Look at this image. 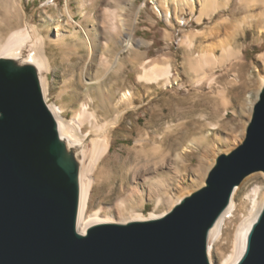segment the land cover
<instances>
[{"label": "rangeland", "instance_id": "rangeland-1", "mask_svg": "<svg viewBox=\"0 0 264 264\" xmlns=\"http://www.w3.org/2000/svg\"><path fill=\"white\" fill-rule=\"evenodd\" d=\"M48 1L23 0L25 16L18 23L4 28L3 33L5 35L12 28L29 27L31 24L38 29V34L46 41L44 55L49 64L48 71H42V76L47 74L49 83L46 101L61 107L63 118L70 120L73 111L87 96L92 98L90 110L95 112L100 124L117 118L111 133L110 152L91 173L95 184L88 213L114 206L125 196L126 190L135 185L146 187L143 182L146 178L161 181L164 190L144 196L142 214L145 218L152 212L157 214L167 209L169 199L176 201L201 187L215 158L233 150L244 139L257 100L260 79L264 77V23L257 22L262 4L251 1L245 8L239 0H229L226 9L219 10L210 18L202 17L200 23L196 21L198 5L191 11L190 7L169 4L174 18L167 23L155 12L158 9L155 1L160 0H98L93 3L82 0L85 2H82V13L90 18L79 14L78 2L81 0H68L72 21H67L62 12L66 0H54L57 9ZM105 10L123 13H120L124 24L123 39L108 45L103 35L99 51L88 59L72 32L88 29L87 23L92 20L100 25L99 28L105 29L102 14ZM134 14H138L135 31L131 23ZM51 15L54 22L50 21ZM223 16L229 17L230 21L221 27L220 33L209 38L199 36L193 40L195 43L191 51L185 49L181 43L185 35L207 29ZM179 20L186 23L185 26H179ZM57 31L63 35L62 39H54ZM128 33H134V39L132 47L127 49L124 44ZM223 40L238 52L239 59L205 70L206 81L197 85V78L189 69V60L205 52L219 57V45L224 43ZM27 53L26 48L23 58ZM166 64L172 68L171 85H148L137 80L142 69ZM126 92L130 94L127 102L121 98ZM217 92L223 95L225 105L219 104L220 100L215 96ZM209 123L214 126H208ZM167 125L171 127L168 135L164 133V126ZM89 126L86 122L81 125L83 135L88 133L83 141L86 152L91 148L89 140L94 138L93 134V137L90 135ZM140 138L146 139L143 143L145 150L151 149L153 144H157L158 150L149 152L148 157L138 154L135 145ZM105 162H108V167ZM97 167L109 168L106 171H109V177L104 171L98 173ZM257 186L264 190V174L261 172L247 176L238 186L240 189L235 199L237 214L227 227L224 240L219 242V249L216 251L215 246L211 249L212 264H221L222 256L229 255L236 226L250 207L246 196ZM157 200H160L158 206ZM242 205L243 209L240 208Z\"/></svg>", "mask_w": 264, "mask_h": 264}, {"label": "water", "instance_id": "water-1", "mask_svg": "<svg viewBox=\"0 0 264 264\" xmlns=\"http://www.w3.org/2000/svg\"><path fill=\"white\" fill-rule=\"evenodd\" d=\"M264 174V85L242 142L159 218L77 231L80 163L60 137L36 68L0 58V264H210L209 231L231 195ZM235 264H264V203Z\"/></svg>", "mask_w": 264, "mask_h": 264}, {"label": "bare ground", "instance_id": "bare-ground-1", "mask_svg": "<svg viewBox=\"0 0 264 264\" xmlns=\"http://www.w3.org/2000/svg\"><path fill=\"white\" fill-rule=\"evenodd\" d=\"M22 1L23 0H0V58H11V59H14L20 63L32 64L36 68L38 76H39L41 89H42L43 99H44L47 107L49 108L51 114L53 115V117L57 123L58 133H59L60 137L63 138L67 142V145L74 149V151L77 155V158H78L79 163H80V173H79L80 195H79V206H78L77 219H76L77 231L81 234H84L90 226L100 224V223L125 224V223L131 222V221H142V220H147V219L159 218V217L163 216L181 198L179 197L176 201H174V200L170 201V199H169L168 200L169 206L167 207V209H165L161 213H157V214L155 212H152L148 215L147 218H145V216H143V214H142V212H143L142 206H143L144 196H146V195L152 196L156 192L164 190L162 185H161V181H159V180L152 181L151 179H148V178H146L147 180L143 181L147 184L146 187L142 186V185H135L132 188H130V190L127 189L126 192L124 193L125 196L122 199H119L115 203L114 206L105 207V208L101 207L100 209H97L91 213H88V205H89V201L91 198L92 186L95 184L94 179L91 176V173L94 171V169L98 165V163L100 161L102 162L103 159H105V157L110 152L111 143H112L111 133H112L113 128L116 126L117 118L109 120V121H105L103 123L101 122V124H100L98 121V117L96 116L95 112L90 110V99H92V98H89L88 96L79 104L77 109L73 111V115L71 116L70 120H67V118L66 119L63 118V116H62L63 109L61 107L56 106V105H50L47 103L46 92L48 91V87H49L48 76H47V74H45V77L42 76V71H48V68H49L48 61L45 57L46 55H44V48H45V42L46 41L44 42L43 38L38 34V29H36L34 26H31L32 24L29 27L18 26L16 28H12L5 35L3 33L4 28H6L10 24L18 23L20 18L25 16L24 15L25 11L23 8L24 3L22 4ZM84 1L81 0V2L80 1L78 2L79 14H81L82 16H85L84 15L85 13L83 14L82 9H81L82 2L85 3ZM95 1H98V0H90V2H92V3ZM103 1H102V3L105 2V1L104 2ZM126 1L129 2L131 0H126ZM239 1L243 4V7H245V8L248 7V5L250 3H252L251 1H253V2L257 1V2L261 3L262 4V6H261L262 11L258 14L257 22L258 23H264V0H239ZM48 2L52 3V6L54 9H57L58 5L54 2V0H49ZM115 2H116V0H115ZM228 2H229V0H160V2L155 1V3L158 6L157 7L158 9H156L155 12L157 14V17L163 18L168 23L170 21V19L172 18V14H171L172 12L170 13V11H169L170 9L168 8L169 4L170 5L175 4L178 7H180L182 5L186 6V7H190L191 11H193L195 6L198 5L199 6V14L196 17V21L200 23V21L202 20V17L210 18V16H212L213 14H216L219 10L226 9ZM98 3H96V4H98ZM69 5L70 4H69L68 0H66V3L63 5L62 12H63L64 16L66 17L67 21H72L73 20V14L71 12V8L69 7ZM117 6H118V3H117ZM104 9H106V7ZM110 11L105 10V12L102 13L103 14V23L106 24L105 29L99 28L100 25L98 24L99 26H97L94 22H92L93 21L92 20V21H89L87 23L88 27H89L88 29L86 28V30H84V31L82 30V31L72 32L74 34V38L76 39V41H78V46H80L82 48V50L86 53V56L88 59L101 46V38H103V35L106 36V41H107L108 45L109 44L112 45V44H115L116 42H119V40L123 37L124 24L122 22V19L120 18V16H122V15H120L121 12L115 11L113 13ZM120 11H122V10H120ZM97 12H99V11H97ZM121 14H123V13H121ZM134 15L135 16L133 17L131 23H132V26L134 28L133 30L135 31L136 25H137V20H138V14H134ZM100 17H102V15H100ZM85 18H90V17L85 16ZM54 20L55 19L53 18V15H51L50 21L54 22ZM229 21H230L229 17L223 16L219 19V21H217V22L215 21L216 23L213 24L212 26H210L209 28L204 29V30H199L196 32H190L189 34L185 35L184 38L182 39L181 43L185 47V49L191 51L194 47L195 42L193 40L195 38H197L199 36H201V37L205 36L208 38L212 37L213 35L215 36L217 33H220L218 31L221 29V27H224L225 25H227L229 23ZM75 23H77V22L75 21ZM178 23L184 24V22H182L181 20H179ZM58 24H57V26H59ZM61 33H62V31H61ZM133 34L134 33H128V35L126 36L124 46L127 49L132 47V41L134 39ZM42 36H43V34H42ZM45 37H48V36H45ZM62 38H63V35L58 33V31H57L54 39L58 40V39H62ZM67 41H69V40H67ZM224 41L225 40H223V42ZM60 42H62V41H60ZM59 43H58V45H59ZM70 44H73V43H70ZM66 45H69V44H66ZM75 46H77V43ZM219 46L221 47V49H220L221 54L219 57H216L215 55H213L211 53L205 52L203 54H200L196 58H192L189 60V63H188L189 69L193 73V76L195 77V79L197 78L196 79L197 85L201 84L203 81H206L205 70L214 69V68H218L220 66H223L224 63L228 62L229 60L239 59L238 58V52L235 51L229 44H227V41L224 42L223 44L221 42V45H219ZM26 48H27L28 53H27L26 57L23 58V51ZM101 49H102V47H101ZM106 49H108V48H106ZM64 54H65V52H64ZM97 55H98V53H97ZM94 60H95V58H94ZM82 73H84V72H82ZM239 74H240V72H239ZM81 75H83V74H81ZM137 77H138V79L136 78L137 80L142 81L148 85L161 83L163 86H169L172 83V81H171L172 68H171L170 64L154 65V66L152 65V67H150L148 69H145V68L142 69ZM210 81H212V80H210ZM174 84H177V83L174 82ZM263 85H264V77L260 79L258 91L260 90V88ZM92 87H94V86H92ZM129 95L130 94L127 92L123 93L122 97H121L122 100L127 102ZM215 96H217V98L220 100L219 101L220 105L225 103V99H223V95L221 94V92H217V94ZM210 100H212V99H210ZM206 113H207V111H206ZM83 122H86L90 125L89 126L90 135H92V134L94 135V138L89 140V143L91 144V148L89 149L88 152H86L83 148V141H84L86 135L88 134L87 133V134L83 135V132L81 131V125ZM207 125L208 126H214V124H211V123H209ZM215 126H216V124H215ZM164 128H165L164 133L168 135V133L170 132V129H171L170 125H167L166 127L164 126ZM93 135H92V137H93ZM145 140H146L145 138H140L139 140H137L136 145H135V149L137 150L136 152L138 154H141L143 156L147 155V157H148L149 152L158 150V146H157V144L156 145L153 144L151 149L145 150L144 145H143ZM150 141H151V139H150ZM89 143H87V144H89ZM157 152H159V151H157ZM137 155H134V156L136 157ZM141 155H139V156L142 157ZM106 163H108V162H105V166H106ZM101 166H103V165H101ZM106 167H108V166H106ZM136 167H138V166L136 165ZM97 168H98V173H101L104 171V173L107 175V173L109 172V171L106 172L109 168L107 170H105L106 168L104 169V167H100V168L97 167ZM144 168H146V167H144ZM102 179H103V177H102ZM105 179H103V180H105ZM239 189H240L239 187H236L234 189L228 206L221 213V215L217 219L213 228L209 231L208 243H207V257L209 259L210 264H212L211 258H210L211 249H214L213 248L214 246L216 247V251L219 249V242L221 240H224V239H222L223 235L227 231V227L229 226L230 223L233 222L234 217L237 214L236 212H237L238 205L236 204L235 199H236V196L238 194ZM182 197H183V195H182ZM155 198H156V196H155ZM246 198L248 201L247 204H249L250 207H249L247 213L240 220L239 224L236 226L235 233L233 235L234 237L231 241V251H230L229 255H227V256L224 255L225 257L222 256L221 264H235V262L241 256V254L244 250V247H245L246 237H247V234L249 232V229H250L252 223L254 222V220L256 219V217H257V215H258V213H259V211L262 208V205L264 203V190L260 189V187H258V186L253 187V189L246 196ZM159 203H160V200H157L156 206H158ZM244 206H246V204H244ZM244 206L242 205V206H240V208L242 207V209H243Z\"/></svg>", "mask_w": 264, "mask_h": 264}, {"label": "built area", "instance_id": "built-area-1", "mask_svg": "<svg viewBox=\"0 0 264 264\" xmlns=\"http://www.w3.org/2000/svg\"><path fill=\"white\" fill-rule=\"evenodd\" d=\"M185 24H186V23H184V24H183V23H180L179 26H185Z\"/></svg>", "mask_w": 264, "mask_h": 264}]
</instances>
